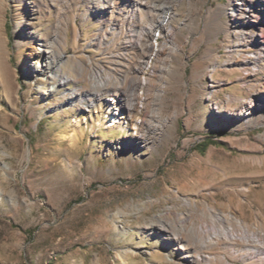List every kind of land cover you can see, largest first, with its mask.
<instances>
[{"label": "rangeland", "instance_id": "rangeland-1", "mask_svg": "<svg viewBox=\"0 0 264 264\" xmlns=\"http://www.w3.org/2000/svg\"><path fill=\"white\" fill-rule=\"evenodd\" d=\"M83 3L72 4L76 14ZM169 6L176 46L155 33L150 66L140 75L151 86L139 91L143 100L132 120L116 108L106 115L105 101L92 118V107H72L66 94L84 84L73 67L64 68L75 78L65 86L36 76L45 62L30 51L42 48L41 38L52 40L57 21L50 0H0V264H184L183 251L152 230L176 227L182 215L198 229L214 213L264 230V114L230 124L214 109L217 99L250 98L244 83L262 84L264 72L245 77L226 65L233 0ZM254 12L249 25L264 29V9ZM73 27L82 37L75 43L68 32L69 57L85 52L114 69L108 56L117 49L91 46L98 25L76 17ZM121 116L109 131L107 121ZM135 120L155 126H143L145 142ZM195 249L243 264L230 248Z\"/></svg>", "mask_w": 264, "mask_h": 264}, {"label": "bare ground", "instance_id": "bare-ground-1", "mask_svg": "<svg viewBox=\"0 0 264 264\" xmlns=\"http://www.w3.org/2000/svg\"><path fill=\"white\" fill-rule=\"evenodd\" d=\"M81 1H84L80 5L81 13L76 14L72 4ZM50 2L57 13L52 40L48 39L49 37L41 38L42 48L36 49L34 46L30 51L31 57L44 58L45 62L38 66L42 68L36 76L44 73L56 84V87L65 86L75 78H71L69 73L65 74L64 68L73 67L84 84L77 85L66 94L72 107L79 109L92 107L93 110L89 111L92 118L93 115L102 114V102L105 101L109 105L106 115L110 116V111L116 108V114L120 112V115H124L126 111L129 118H134L138 112V102L143 100L139 91H148V87L151 86L150 80L142 79L140 75L150 66V55L155 49L152 42L155 33L161 31V36L167 38L171 46H176L173 26L176 16L175 7L169 6V0H130L123 1L122 4H119V0H91V4L88 0H50ZM233 5L237 18H235L236 26L230 34L233 43L228 50L229 59L226 65H232L246 73L243 74L245 77L257 72L263 73L264 29L252 27L249 21H251L250 14L255 13L257 8L264 9V0H233ZM76 17H81L84 21L93 20L98 25L97 35L90 40L91 46L94 45L93 47L102 52H106L109 48L117 49V52L108 56L113 61L110 64L114 69L102 66L101 61L85 56V52L69 57L66 51L68 32L73 29L75 43H78L82 37L80 29L71 28ZM166 46V42L159 45V50L155 51L156 59ZM246 47L249 53L243 52V48ZM247 80L248 82L243 86L251 95L250 98L230 96L224 101L217 99L214 102L215 113L224 123L231 124L240 120L250 123L256 113L264 114V81L262 84H254L250 82L253 79ZM234 102H238V105L233 108ZM138 121H134L135 126L139 127L138 140L145 142L149 131L143 126L147 124L150 130L155 126L144 120L139 125ZM118 122H123L122 116L108 120L107 129L110 131L117 127ZM129 135L128 131L124 137L128 138ZM230 218L236 224H232ZM210 219L209 223L198 229L190 224V217L182 215L176 227L162 224L153 226L152 230L154 233H159L160 240L168 241L172 249L183 251L184 264H235L223 258L213 260L210 255L204 256L195 249V246L199 247V245L230 248L243 264H264V230H250L242 220L230 215L213 213L210 214ZM223 222H230L231 225ZM234 240L241 241L244 246L235 249L232 242Z\"/></svg>", "mask_w": 264, "mask_h": 264}, {"label": "trees", "instance_id": "trees-1", "mask_svg": "<svg viewBox=\"0 0 264 264\" xmlns=\"http://www.w3.org/2000/svg\"><path fill=\"white\" fill-rule=\"evenodd\" d=\"M209 145H212V143H211V144L209 143ZM204 151H205V150H204Z\"/></svg>", "mask_w": 264, "mask_h": 264}]
</instances>
